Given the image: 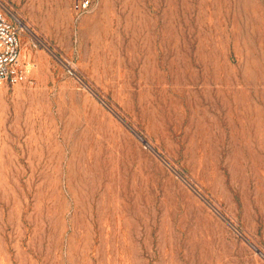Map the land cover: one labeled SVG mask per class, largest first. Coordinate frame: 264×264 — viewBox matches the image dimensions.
I'll use <instances>...</instances> for the list:
<instances>
[{"label":"rangeland","instance_id":"374dc122","mask_svg":"<svg viewBox=\"0 0 264 264\" xmlns=\"http://www.w3.org/2000/svg\"><path fill=\"white\" fill-rule=\"evenodd\" d=\"M2 1L0 264H264V0Z\"/></svg>","mask_w":264,"mask_h":264},{"label":"built area","instance_id":"2783aa9c","mask_svg":"<svg viewBox=\"0 0 264 264\" xmlns=\"http://www.w3.org/2000/svg\"><path fill=\"white\" fill-rule=\"evenodd\" d=\"M77 19L89 12L92 0H70ZM25 25L15 14L13 8L0 0V82L11 85L33 84L32 68L25 63L22 56V40ZM33 47L40 43L33 41ZM73 75L72 70H69Z\"/></svg>","mask_w":264,"mask_h":264}]
</instances>
